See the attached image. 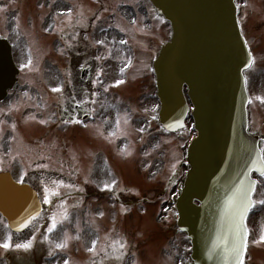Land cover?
I'll return each instance as SVG.
<instances>
[{
	"label": "flooded vegetation",
	"instance_id": "obj_1",
	"mask_svg": "<svg viewBox=\"0 0 264 264\" xmlns=\"http://www.w3.org/2000/svg\"><path fill=\"white\" fill-rule=\"evenodd\" d=\"M92 1L95 6L88 13L89 5L75 19H63L61 62L56 71L39 74L25 70L29 59L27 48L22 47V31L18 25L15 28L9 24L12 11L17 14L23 0H0V36L11 43L13 57L20 67L15 85L0 97V173L8 172L16 180L29 183L43 203V210L32 226V235L41 233L31 257L35 264H44L49 253L42 233L50 223L52 209L63 206L71 195L83 196L82 181L98 180L96 164L104 151L101 140L97 142L96 138L102 128L132 125L134 113L152 96L154 106L141 118L142 128L152 115L155 117L154 107L158 104L153 60L166 39L164 17L151 6L150 0H136L135 15L132 12L131 16L136 39L130 44L119 43V38L101 25L100 15L105 2L110 0ZM253 56L256 91L251 102L250 130L259 140L264 162V101L259 99L264 97L261 34L253 45ZM85 141L91 146L88 167L82 166L83 160L77 156L85 153ZM109 156L113 157L112 149ZM254 177V200H264V171H256ZM56 192L59 194L53 195ZM46 198L51 203H46ZM253 215L257 223L263 220L264 205L257 204ZM0 220L5 225L2 215ZM25 239L21 233H13V244ZM4 241L0 234V242ZM9 252L22 255L21 249L0 248V264H6Z\"/></svg>",
	"mask_w": 264,
	"mask_h": 264
},
{
	"label": "water",
	"instance_id": "obj_2",
	"mask_svg": "<svg viewBox=\"0 0 264 264\" xmlns=\"http://www.w3.org/2000/svg\"><path fill=\"white\" fill-rule=\"evenodd\" d=\"M152 1L173 26L155 61L161 122L168 130L184 126L191 103L198 130L188 150L191 167L178 197V224L192 238L196 264H239L233 249L240 225L247 227L240 202L250 190L252 198L251 174L261 154L248 131L243 71L252 55L237 6L235 0ZM16 72L11 49L0 39V92L13 84ZM40 210L33 188L0 174V212L14 230L27 228L24 223L29 225Z\"/></svg>",
	"mask_w": 264,
	"mask_h": 264
},
{
	"label": "rangeland",
	"instance_id": "obj_3",
	"mask_svg": "<svg viewBox=\"0 0 264 264\" xmlns=\"http://www.w3.org/2000/svg\"><path fill=\"white\" fill-rule=\"evenodd\" d=\"M135 1L105 2L100 15L102 28L116 35L119 43L130 44L136 39V26L129 18L131 11L135 15ZM237 2L241 7L240 15L245 31L253 38L251 42L256 43L258 34L264 39V0ZM20 6L17 14L12 11L14 14L9 24L15 28L18 25L22 31V47L27 48L29 59L25 70L41 74L56 71L61 62L59 38L62 19H75L87 6L88 13L95 2L26 0ZM170 32L169 26L165 25L166 39ZM247 76L250 94L254 96L256 78L253 67L247 71ZM153 106L151 96L142 109L134 113L135 122L132 125L116 128L108 126L106 129L102 128L99 137L96 135V141L101 140L104 153L96 164L97 185L89 182V187L99 197L87 192V182L82 181L86 187L83 202L78 199V202L72 203V207L59 205L54 208L51 218L59 217L56 218L57 227L49 232V240L56 247L57 258L53 257L48 264H120L117 259H120L121 248H125L124 253L127 250L131 252L127 254L126 264H186L190 241L188 234L175 225L178 214L174 202L178 195L177 185L182 187L184 183L187 167L186 160L183 162L185 146L192 130L187 125L182 130L159 132L157 127V130L149 131L141 137L139 123ZM251 111L253 113V105ZM96 141L95 144H98ZM84 144L85 153L77 156L83 160L82 166L88 167V149L91 146L88 141ZM110 149L112 158L109 156ZM114 191L117 193L115 196L108 194ZM100 193L104 196L101 197ZM116 196L120 199L117 202L114 200ZM162 215L167 219H163ZM252 216L251 225L255 224L254 215ZM0 234L4 240L9 236L1 220ZM262 234L264 219L258 220L254 229L252 226L244 264H264V242L258 243ZM33 237L32 233L28 235L29 240ZM62 243L66 247L58 248L57 245ZM90 248H95L96 251L90 252ZM106 251L118 256L108 259L110 253Z\"/></svg>",
	"mask_w": 264,
	"mask_h": 264
},
{
	"label": "snow or ice",
	"instance_id": "obj_4",
	"mask_svg": "<svg viewBox=\"0 0 264 264\" xmlns=\"http://www.w3.org/2000/svg\"><path fill=\"white\" fill-rule=\"evenodd\" d=\"M54 91L59 92V91H62V89H54ZM259 99L264 101V97H261ZM58 194H59L58 192L53 193V195H58ZM45 202L51 203V199L46 198ZM257 204L264 205V200L254 201L251 198V190L248 193H245L243 195L241 202H240V213H239L241 221H244L246 219L245 213L250 212L253 208H255L257 206ZM66 218L67 217L65 216V219ZM28 223L29 222L24 223L23 226L28 227ZM56 227H57V221H56V218L53 217L52 218V226L48 229V231L51 232V231L55 230ZM248 231L249 230L247 229L246 225L242 223L240 225V229H239V233H238L239 234V241L234 246V249H233L234 253L237 256V259L239 260V264H244V255L246 254L247 246H248L247 245V239H246V237L248 235ZM34 240H35V237H33L32 240H29L25 243L13 244L12 237L9 235L8 237H6L4 242H0V248H3L5 250H10L14 247L17 250L23 249L25 251H28V250L32 249L33 244H34ZM259 242H264V234L261 235L260 241H258V243ZM57 247L63 249L64 247H66V244L62 243V244L57 245ZM89 251L95 252L96 250H95V248H90ZM65 264H68V262H65Z\"/></svg>",
	"mask_w": 264,
	"mask_h": 264
}]
</instances>
